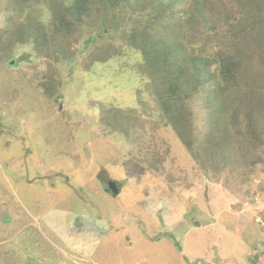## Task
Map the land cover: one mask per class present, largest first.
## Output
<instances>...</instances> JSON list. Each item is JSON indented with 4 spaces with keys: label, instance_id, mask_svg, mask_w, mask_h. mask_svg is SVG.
<instances>
[{
    "label": "rangeland",
    "instance_id": "rangeland-1",
    "mask_svg": "<svg viewBox=\"0 0 264 264\" xmlns=\"http://www.w3.org/2000/svg\"><path fill=\"white\" fill-rule=\"evenodd\" d=\"M76 5L0 0V264H264V0ZM151 21L188 60L190 146L130 43Z\"/></svg>",
    "mask_w": 264,
    "mask_h": 264
},
{
    "label": "trees",
    "instance_id": "trees-1",
    "mask_svg": "<svg viewBox=\"0 0 264 264\" xmlns=\"http://www.w3.org/2000/svg\"><path fill=\"white\" fill-rule=\"evenodd\" d=\"M75 1L77 2V12H79L83 7L81 5L82 0ZM251 11L255 12L253 11V9ZM249 17L251 18L250 21H252V23L250 24V28L256 31L255 36L259 41L258 44L264 46V32L259 30V28L261 29V27L262 29L264 28V25L262 23L263 20L259 19L256 13L249 14ZM211 21L213 24L215 23V20L211 19ZM155 23L156 22L151 21L146 23L142 28H135L130 35V43L133 47L138 49L144 57L146 66L150 70L149 75L151 79L152 92L158 100L161 109L167 116L168 121L176 128L183 142L187 146H190L185 136V129L188 122V108L185 102L189 98H191L189 92L187 91V88L185 87V84H188V70L186 68L188 60H186V58L182 55L185 52L182 45L180 46L178 44L168 42L169 40L166 38V36L163 37L158 32V30L155 29ZM239 32L240 36L243 34V32H245L244 35L248 33L246 31V28H241ZM237 37L238 35H233L232 38ZM238 51L240 52L241 50ZM240 62L242 61H240L238 57L223 59L221 61L219 69L223 80L225 78L227 80L230 77V80H232L237 76V65H239ZM217 77V75H214L212 73L209 74V72H207L204 76L205 80L202 81V83L204 85L206 84L207 86L211 85L212 80ZM203 91L211 92V87H206ZM212 94L213 93L211 92L209 96H211ZM213 97L214 95L209 98V102L214 103ZM235 113L233 116V120L235 121L236 125L238 123L237 120L239 115ZM211 120L212 119L210 118L209 121ZM220 121H222V119ZM220 121L212 120L210 122L209 126L212 128V130H210L211 133L209 134L208 138L210 139V141L215 140L217 142V145H219L222 149L224 148L222 146L226 141L228 128H223V130H220ZM246 123L248 128L247 130H249L250 133L253 134L255 128V118L253 113L250 111L246 113ZM223 151L225 150L223 149ZM225 155H227V153Z\"/></svg>",
    "mask_w": 264,
    "mask_h": 264
},
{
    "label": "water",
    "instance_id": "water-1",
    "mask_svg": "<svg viewBox=\"0 0 264 264\" xmlns=\"http://www.w3.org/2000/svg\"><path fill=\"white\" fill-rule=\"evenodd\" d=\"M110 188L113 190L115 194H118V189L116 187V184L114 182H110Z\"/></svg>",
    "mask_w": 264,
    "mask_h": 264
}]
</instances>
